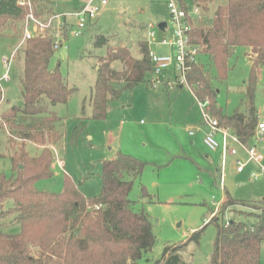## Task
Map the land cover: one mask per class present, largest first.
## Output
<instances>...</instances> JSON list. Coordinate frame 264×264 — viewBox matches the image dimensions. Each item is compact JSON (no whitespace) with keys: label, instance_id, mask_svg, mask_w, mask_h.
Returning <instances> with one entry per match:
<instances>
[{"label":"rangeland","instance_id":"374dc122","mask_svg":"<svg viewBox=\"0 0 264 264\" xmlns=\"http://www.w3.org/2000/svg\"><path fill=\"white\" fill-rule=\"evenodd\" d=\"M78 2H60L56 10L72 11ZM224 2L214 0L206 10L201 9L199 18H196L192 14L195 0H184L193 28H208L217 6ZM45 7L43 9L48 12L50 6L45 4ZM171 20L167 0H109L92 26L79 37H72L71 33L63 47L53 52L49 67L57 69L74 92L66 103L51 108L58 118L54 125V139L46 143L54 153L52 175L37 180L33 186L40 192L61 193L65 180L70 179L79 185L86 198L93 199L101 192L103 162L115 158L117 153L130 155L144 163V168L132 185L129 199L134 211L147 216L155 236L153 248L138 264L159 260L165 246L187 242L186 249L181 252L185 262L210 264L217 234L216 224L210 223L214 215H218L217 224L220 226L230 220L247 224L255 221L230 209L219 215L225 194L235 200L259 204L264 201V177L253 180L245 174H238L234 158L228 159L222 171V137L219 134L215 136L219 143L216 150H210L204 144L208 129L203 124L199 104L191 88L176 85L174 72H166L165 80L153 86L147 82L131 90L124 89L123 82L114 81L112 87L121 92L119 97L108 101L104 119L92 118L93 87L108 47L124 46L134 57H139V41L147 43L150 31L155 33L157 42L171 38ZM159 23H166L167 28L161 31ZM149 25L152 28H148ZM20 30L21 23L8 22L0 36V118L11 107H23L20 77L25 43L20 46ZM96 36H104L108 44L95 48L93 42ZM18 46L19 50L15 52ZM149 49L156 54L169 51L168 47L153 44ZM254 58L249 49L235 48L227 58L225 77L220 79L209 56L203 52L198 56V63L204 66L212 79L216 106L222 114L231 116L240 113L248 117L244 92ZM110 67L118 73L124 69L119 61L111 63ZM254 108L258 122L264 123V65L258 68ZM31 122L28 120L25 124ZM190 131L193 135H189ZM21 143H25L26 151L32 156L39 154L43 148L22 139L19 133L10 131L9 126L1 121L0 174L7 178L12 175L10 157ZM251 143L264 156V134ZM240 157H244L243 154ZM10 207L11 203L7 202L0 212ZM14 217V213L0 217L3 233H20V225L14 222ZM200 229L199 243L189 241L191 235ZM260 264H264V242L261 244Z\"/></svg>","mask_w":264,"mask_h":264},{"label":"trees","instance_id":"16d2710c","mask_svg":"<svg viewBox=\"0 0 264 264\" xmlns=\"http://www.w3.org/2000/svg\"><path fill=\"white\" fill-rule=\"evenodd\" d=\"M18 0H0V36L8 22L21 23L26 9ZM214 0H195L201 9ZM35 13H45V4L52 12L53 0H33ZM50 3V4H49ZM183 9L184 0H180ZM42 8V10H41ZM190 41L203 46L216 66L219 78L224 79L226 61L237 47H244L255 55L250 76L245 85L248 117L235 113L222 114L216 106V91L204 66H193L188 72V85L199 100L208 99L210 113L219 124L228 126L245 143L254 137L258 119L254 108L258 68L264 65V0H225L217 6L208 28H193ZM52 40L34 38L25 42L22 51L23 68L20 77L23 107H11L0 122L9 126L22 139L43 147L32 156L21 143L10 157L12 175L0 174V210L7 202L11 207L0 212V217L15 214L14 222L20 233L8 235L0 230V264H138L151 251L155 243L151 223L143 212H136L129 193L142 174L144 163L130 155L117 153L115 158L103 162L100 176L101 192L86 198L79 185L66 179L61 193H45L34 189V183L52 175L54 161L52 148L46 143L54 139V125L58 118L51 111L56 104L67 102L74 89L64 82L57 69L49 67L53 56ZM108 44L104 36H96L95 48ZM140 56L134 57L127 47H108L107 55L97 70L92 99L93 119L106 117L107 103L117 99L120 91L113 89L114 81L123 82L131 90L147 83L151 72L149 47L139 41ZM119 61L124 69L118 73L110 67ZM2 92L0 91V102ZM31 120V124H25ZM22 166V168H20ZM98 207V208H96ZM237 207L251 209L240 211ZM238 211L255 219L254 223L230 220L221 226L218 215L210 219L217 227L210 264H260L261 244L264 242V201L259 204L233 199L228 193L219 215L226 210ZM213 214V212H212ZM202 229L194 232L189 241L199 243ZM187 243L165 246L162 257L149 264H188L181 252ZM33 251L35 252L33 254Z\"/></svg>","mask_w":264,"mask_h":264},{"label":"built area","instance_id":"2783aa9c","mask_svg":"<svg viewBox=\"0 0 264 264\" xmlns=\"http://www.w3.org/2000/svg\"><path fill=\"white\" fill-rule=\"evenodd\" d=\"M67 1L53 0L52 12H45L41 16H37L33 0H18L17 4L26 9L20 46L29 39L50 38L52 40V50L56 51L63 47L68 35L72 33V37H79L83 31L92 26L109 2V0H79L80 5L72 11L58 12L56 10L57 4L60 2L66 3ZM167 6L172 17L171 38L157 42L155 40V33L150 31L148 33L147 44L148 47L150 44L165 46L168 47L169 51L166 54H156L149 49V59L152 69L148 77V83L153 86L156 83L164 81V74L171 71L174 72L176 85L181 87L186 85L189 87L188 72L193 66L199 65L198 56L202 53L203 46L191 43L189 33L192 27L187 21L191 17L187 10L182 8L180 0H167ZM200 10L199 5L194 3L193 16L199 18ZM148 28H152V26L149 25ZM18 50L19 46L15 52ZM167 83L169 82L167 81ZM196 100L202 112L203 124L208 129V133L204 138V144L210 150H216L219 148V143L215 140V136L219 134L222 137L220 146L222 171L228 159L234 158L237 173H243L248 166H253V169L249 172V177L253 180L264 177V156L256 145L251 143L253 140H257L263 136L264 123H257L252 141L245 143L232 128L219 124L218 120L211 115L208 99L199 100L196 98ZM189 135H193V132L190 131ZM241 154L244 157H240ZM58 164L60 165V162Z\"/></svg>","mask_w":264,"mask_h":264},{"label":"crops","instance_id":"0c3cea01","mask_svg":"<svg viewBox=\"0 0 264 264\" xmlns=\"http://www.w3.org/2000/svg\"><path fill=\"white\" fill-rule=\"evenodd\" d=\"M62 4H65V3H62ZM80 5V3L78 2V3H76L75 4V6L73 7V9L74 8H76V7H78ZM61 12H67V11H61ZM248 51V50H247ZM201 65V64H200ZM179 88H182L181 86H179ZM245 115V114H244ZM253 169V166H248L246 169H245V171L243 172V173H238V174H245V175H247V176H249V172L251 171ZM224 199H225V196H224ZM224 199H223V201H224ZM222 201V202H223ZM222 204V203H221Z\"/></svg>","mask_w":264,"mask_h":264},{"label":"water","instance_id":"95a60500","mask_svg":"<svg viewBox=\"0 0 264 264\" xmlns=\"http://www.w3.org/2000/svg\"><path fill=\"white\" fill-rule=\"evenodd\" d=\"M165 27H166V23H159V24H158V28H159L161 31H164V30H165ZM20 168H22V166H20Z\"/></svg>","mask_w":264,"mask_h":264}]
</instances>
